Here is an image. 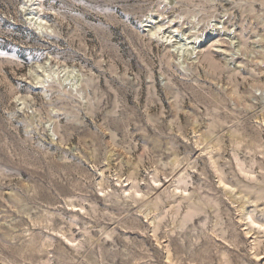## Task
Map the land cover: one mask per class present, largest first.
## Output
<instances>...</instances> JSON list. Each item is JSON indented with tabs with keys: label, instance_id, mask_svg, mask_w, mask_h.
Segmentation results:
<instances>
[{
	"label": "rangeland",
	"instance_id": "1",
	"mask_svg": "<svg viewBox=\"0 0 264 264\" xmlns=\"http://www.w3.org/2000/svg\"><path fill=\"white\" fill-rule=\"evenodd\" d=\"M32 4L0 0V264H264V0Z\"/></svg>",
	"mask_w": 264,
	"mask_h": 264
},
{
	"label": "bare ground",
	"instance_id": "2",
	"mask_svg": "<svg viewBox=\"0 0 264 264\" xmlns=\"http://www.w3.org/2000/svg\"><path fill=\"white\" fill-rule=\"evenodd\" d=\"M33 1L34 0H26V3L27 4H31V6L33 5L32 3H33ZM32 22H33V24L35 25V26H40L41 25V23H40V18H36V19H34V18H32ZM39 22V23H38ZM184 52V51H183Z\"/></svg>",
	"mask_w": 264,
	"mask_h": 264
}]
</instances>
